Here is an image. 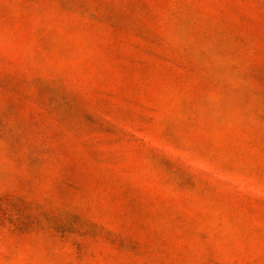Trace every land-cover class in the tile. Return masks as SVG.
Instances as JSON below:
<instances>
[{
  "label": "rangeland",
  "instance_id": "1",
  "mask_svg": "<svg viewBox=\"0 0 264 264\" xmlns=\"http://www.w3.org/2000/svg\"><path fill=\"white\" fill-rule=\"evenodd\" d=\"M0 264H264V0H0Z\"/></svg>",
  "mask_w": 264,
  "mask_h": 264
}]
</instances>
